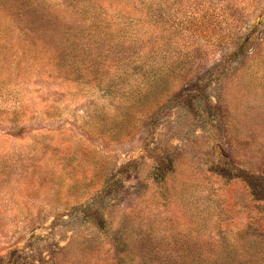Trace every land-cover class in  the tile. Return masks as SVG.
<instances>
[{
  "label": "rangeland",
  "instance_id": "rangeland-1",
  "mask_svg": "<svg viewBox=\"0 0 264 264\" xmlns=\"http://www.w3.org/2000/svg\"><path fill=\"white\" fill-rule=\"evenodd\" d=\"M0 264H264V0H0Z\"/></svg>",
  "mask_w": 264,
  "mask_h": 264
}]
</instances>
